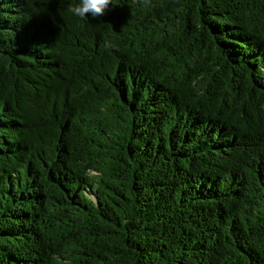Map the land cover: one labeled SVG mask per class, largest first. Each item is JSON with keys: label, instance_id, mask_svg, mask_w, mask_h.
Segmentation results:
<instances>
[{"label": "trees", "instance_id": "trees-1", "mask_svg": "<svg viewBox=\"0 0 264 264\" xmlns=\"http://www.w3.org/2000/svg\"><path fill=\"white\" fill-rule=\"evenodd\" d=\"M78 2L0 0V264H264V0Z\"/></svg>", "mask_w": 264, "mask_h": 264}, {"label": "clouds", "instance_id": "clouds-1", "mask_svg": "<svg viewBox=\"0 0 264 264\" xmlns=\"http://www.w3.org/2000/svg\"><path fill=\"white\" fill-rule=\"evenodd\" d=\"M145 6L149 0H143ZM114 6L113 0H79V2L70 7L71 14L81 20L88 16L103 17ZM108 46V45H106Z\"/></svg>", "mask_w": 264, "mask_h": 264}]
</instances>
